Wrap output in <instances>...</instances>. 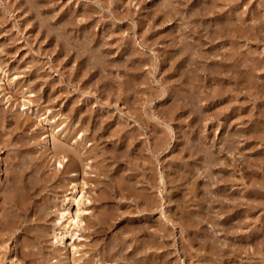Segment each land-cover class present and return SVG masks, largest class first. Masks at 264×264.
<instances>
[{
	"label": "rangeland",
	"instance_id": "obj_1",
	"mask_svg": "<svg viewBox=\"0 0 264 264\" xmlns=\"http://www.w3.org/2000/svg\"><path fill=\"white\" fill-rule=\"evenodd\" d=\"M0 78V264H264V0H0Z\"/></svg>",
	"mask_w": 264,
	"mask_h": 264
},
{
	"label": "bare ground",
	"instance_id": "obj_2",
	"mask_svg": "<svg viewBox=\"0 0 264 264\" xmlns=\"http://www.w3.org/2000/svg\"><path fill=\"white\" fill-rule=\"evenodd\" d=\"M0 81H1V78H0ZM24 104H25L24 102L21 103L22 106H24ZM43 119L45 120L46 123H48L49 120H51L48 117H44ZM73 142H75V141H73ZM54 143H55V147H53V148H56V147L62 146L63 141L62 142L54 141ZM63 145H65V144H63ZM44 147L46 150L51 149V140H50V137L48 134H45V136H44ZM68 148H69V146H68ZM71 150H74V149L71 148ZM73 152L75 153L74 156L77 157V155H78L77 152H75V151H73ZM67 160L68 159H65V157L63 156L62 160H56V162H57L58 166L64 167L63 161H67ZM70 173H71L70 176H77V174H78L75 170H71ZM84 173H86V171ZM76 184L77 183L75 181H72V187L70 190H72V189L73 190L66 193V198H65L66 200L62 204V207L60 209H58L59 214L57 215L56 222H55V224L57 225L56 226L57 229L53 233L54 234L53 237L55 238L54 242L55 243L57 242L58 246H60L61 249H64V254H67L66 250L68 247H70V250L73 253H76L78 251V247L76 244V238L77 239L80 238L82 236V234H80L78 232L77 228H82V229L85 228L84 226H81L83 221H84L83 220L84 217L82 215L91 213L89 211L88 206L85 205L86 202L90 203L91 199H89V197H86V195L84 194L83 189H82L83 187L80 189L79 187H77L78 185H76ZM82 185H86V182L83 183ZM149 201H150V199H149ZM99 223H100L99 220L95 222V224H97V225L91 231L92 234H99L101 232V228L102 229L104 228L101 225V223L100 224ZM83 224H85V223H83ZM74 260H75V262H77L78 260H80V258H75ZM88 262H90L91 264L92 263L93 264H111L107 260H102L100 258H96L94 261L89 260Z\"/></svg>",
	"mask_w": 264,
	"mask_h": 264
}]
</instances>
